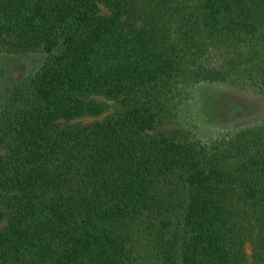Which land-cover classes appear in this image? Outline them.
Segmentation results:
<instances>
[{"label":"trees","instance_id":"obj_1","mask_svg":"<svg viewBox=\"0 0 264 264\" xmlns=\"http://www.w3.org/2000/svg\"><path fill=\"white\" fill-rule=\"evenodd\" d=\"M0 48L45 54L0 108V264H264V119L165 127L199 82L264 94V0H0Z\"/></svg>","mask_w":264,"mask_h":264},{"label":"rangeland","instance_id":"obj_2","mask_svg":"<svg viewBox=\"0 0 264 264\" xmlns=\"http://www.w3.org/2000/svg\"><path fill=\"white\" fill-rule=\"evenodd\" d=\"M44 61L43 52L11 53L0 48V108L17 79L35 73ZM99 98L108 103L107 110L102 115L76 119L75 122L103 120L115 111V101ZM171 103L166 129H190L192 137L204 141L264 119V94L253 85L238 87L228 83L199 82L193 85L187 98L177 93Z\"/></svg>","mask_w":264,"mask_h":264}]
</instances>
